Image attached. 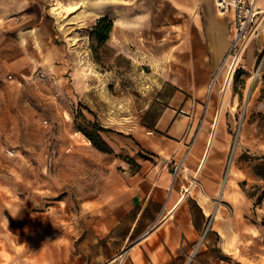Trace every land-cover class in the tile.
I'll list each match as a JSON object with an SVG mask.
<instances>
[{
  "label": "rangeland",
  "instance_id": "1",
  "mask_svg": "<svg viewBox=\"0 0 264 264\" xmlns=\"http://www.w3.org/2000/svg\"><path fill=\"white\" fill-rule=\"evenodd\" d=\"M90 1L98 4L55 13L53 7L65 0H40L14 22L0 13V264L127 262L128 248L121 250L126 229L104 231L103 216H90L81 202L99 198L110 171H139V161L155 160L135 136L159 132L154 123L167 106L168 81L177 82L184 72L186 36L200 45L205 5L215 9L213 0ZM7 2L0 0L1 10ZM257 7L259 33L246 41L231 80L229 70L216 78L220 92L212 95L208 111L215 122L229 120L221 185L251 113L250 81L264 60L262 47L255 49L251 72L242 66L248 45L264 42V0ZM92 10L113 21L100 46L91 35L100 16H91ZM208 96L196 97L207 102ZM205 113L204 108L200 119ZM84 131L98 134L111 152L99 150ZM175 177L200 191L199 170L177 165ZM246 183L242 189L258 194L260 204L264 183ZM206 210L207 221L184 264H264L262 210L256 215L237 205L230 186Z\"/></svg>",
  "mask_w": 264,
  "mask_h": 264
},
{
  "label": "crops",
  "instance_id": "2",
  "mask_svg": "<svg viewBox=\"0 0 264 264\" xmlns=\"http://www.w3.org/2000/svg\"><path fill=\"white\" fill-rule=\"evenodd\" d=\"M39 1L8 0L3 10L0 3V13L9 14L14 22L18 14ZM75 2L79 3L76 9L98 4L90 0ZM69 3L65 0L61 8L68 11ZM100 15L99 11L92 10L91 16ZM202 17L205 37L194 47L192 34L189 38L186 36L184 72L177 82L168 81L172 87L168 103L154 123L159 132L135 136L140 149L150 152L146 154L155 160L139 161L137 172L110 171L109 181L99 198L81 202L90 216H103L99 222L104 231L116 226L126 229L121 248H128L125 264H184L191 244L207 221L206 207L210 208L215 195L228 186L233 189L237 205L248 207L249 211L255 209L256 215H259L258 210L264 212V197L257 204L258 194L247 193L241 187L245 182L246 185L264 183V97H260L264 92V60L255 80L250 81L251 113L240 128L232 160L227 166L228 178L221 185L220 175L225 168L231 136L229 120L215 122L208 117V111L212 95L220 92L216 78L223 79L227 75V64H221L230 43L229 23H233V15L231 11L219 15L209 2ZM262 47L264 42L248 45L242 66L249 72L255 67V49ZM205 93L209 95L207 102L197 100V94ZM226 100L225 96L223 104ZM229 100L233 104L234 96ZM204 108L205 116L200 119ZM177 165L192 173L200 171L199 192L183 179L174 178ZM180 171L176 172L178 176Z\"/></svg>",
  "mask_w": 264,
  "mask_h": 264
},
{
  "label": "built area",
  "instance_id": "3",
  "mask_svg": "<svg viewBox=\"0 0 264 264\" xmlns=\"http://www.w3.org/2000/svg\"><path fill=\"white\" fill-rule=\"evenodd\" d=\"M219 15L232 12L233 24L228 51L221 65L227 64L231 74L239 62L246 41L257 36L260 29V12L258 0H213ZM122 255L119 256L121 258Z\"/></svg>",
  "mask_w": 264,
  "mask_h": 264
},
{
  "label": "trees",
  "instance_id": "4",
  "mask_svg": "<svg viewBox=\"0 0 264 264\" xmlns=\"http://www.w3.org/2000/svg\"><path fill=\"white\" fill-rule=\"evenodd\" d=\"M112 26H113V21L107 15L100 16L96 20V23L92 28L91 35L97 40L98 46H100L107 39L112 29ZM84 134L89 138L91 143L94 146H96L99 150L111 152L110 147L103 141V139L98 134L93 136L85 131H84ZM127 161L131 164L134 162V160L130 157L129 158L127 157ZM137 166H139V164ZM137 171L138 170H135L134 172H137ZM262 197H264V191L261 192L258 198L261 199Z\"/></svg>",
  "mask_w": 264,
  "mask_h": 264
},
{
  "label": "bare ground",
  "instance_id": "5",
  "mask_svg": "<svg viewBox=\"0 0 264 264\" xmlns=\"http://www.w3.org/2000/svg\"><path fill=\"white\" fill-rule=\"evenodd\" d=\"M85 1H82V3H84ZM79 6V3L78 2H74V3H69L66 7H67V10L71 11V10H74L76 9L77 7ZM55 10V13H59L61 11L60 8H57V7H54L53 8ZM232 78V74L231 72H229L228 74V77H227V83L231 80ZM256 78V74L253 75L252 77V80L251 81H254V79ZM196 184V183H195ZM194 186V185H193ZM195 187V186H194ZM190 188V187H189ZM197 194V193H196ZM114 259V258H113Z\"/></svg>",
  "mask_w": 264,
  "mask_h": 264
}]
</instances>
